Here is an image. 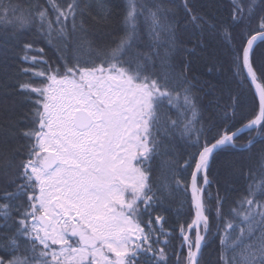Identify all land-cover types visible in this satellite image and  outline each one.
I'll return each instance as SVG.
<instances>
[{"label":"snow or ice","instance_id":"6c2138e0","mask_svg":"<svg viewBox=\"0 0 264 264\" xmlns=\"http://www.w3.org/2000/svg\"><path fill=\"white\" fill-rule=\"evenodd\" d=\"M93 8L106 24L107 0H0V24L30 37L15 86L27 111L0 124V264H201L214 221L216 264H264V0H125L106 48L85 27ZM232 81L254 89L246 111ZM222 153H239L224 163L247 185L227 213L218 190L213 217ZM178 192L190 219L172 229Z\"/></svg>","mask_w":264,"mask_h":264},{"label":"trees","instance_id":"16d2710c","mask_svg":"<svg viewBox=\"0 0 264 264\" xmlns=\"http://www.w3.org/2000/svg\"><path fill=\"white\" fill-rule=\"evenodd\" d=\"M7 2V0H6ZM14 4L18 3L21 6H26L34 0H12ZM89 3H92L93 0H88ZM179 2V0H177ZM164 3L167 4L168 0H164ZM108 7L111 9L112 15L108 22L105 24L103 22L97 23L99 17L96 16V9H90L89 12L91 17H96V19L89 18L85 24V27L90 31V39L93 41L94 47L97 48H106L108 46H114L112 41L117 37L123 34V15L125 10V0H107ZM173 6V5H169ZM29 34L25 35H16L13 32L11 25L0 24V124H3L9 115L5 109H14V114L17 118L21 115L22 112L27 111V108L22 106L24 97L16 94L17 89L16 85L18 82H23L27 80L28 77H22L19 75V68L25 67L27 65L23 64L20 60V57L24 54L20 44L23 40L28 39ZM187 35H182L181 39H187ZM138 45L141 46V50L150 51L148 45L150 43V37L147 34L146 25L143 22V18L139 21V39ZM40 46H44L41 44ZM191 45H189L190 47ZM48 55H52L50 49L46 48ZM165 48L160 47V54L163 56ZM157 72H162L163 69L160 67V60H156ZM206 72V68L202 64L197 65L196 74L201 75ZM204 79H209L210 77H203ZM220 79H231V73L228 71L227 66L219 74ZM215 82V80H213ZM231 87L238 92L240 101L242 104L241 111H246L250 105V102L253 99L254 89L250 88L247 84H239L237 81L231 82ZM208 97L205 99L204 103L208 102ZM173 118H176V115L173 114ZM3 128H0V131H3ZM246 138V137H245ZM244 140L241 141L243 143ZM24 143V141H21ZM262 145L257 144V148ZM191 149H185L183 146L179 149L182 154H185L186 151ZM245 156H248V153H244ZM239 153L229 154L222 153L218 157L217 161L214 162L211 166L209 172V180L212 181L210 188L208 189L211 192L213 199L208 202L209 207L212 209V215L215 217V196L219 190L221 196H227V199L224 201L223 209L227 213L230 207H234V202L239 199L241 195L244 194L247 181L243 177L230 175L231 169L225 166V161L233 160L238 157ZM18 162V161H17ZM5 161L0 159V179L3 177V168ZM251 166H255V162H251ZM190 169L188 171L182 172L181 177L184 180H190ZM2 187V184H0ZM190 199V193L186 196L184 192H178L176 194V202L173 205V212L169 214V224L166 227L172 229H178L179 225L189 220L188 215V203H184L181 207V202ZM180 209V214H176V209ZM217 222L214 221V226L212 229V236L210 237V242L203 249V258L201 264H216L219 256V238L216 236L217 228L215 226ZM174 235L177 237L172 241V244L179 248V232H174ZM236 235V233H233Z\"/></svg>","mask_w":264,"mask_h":264}]
</instances>
